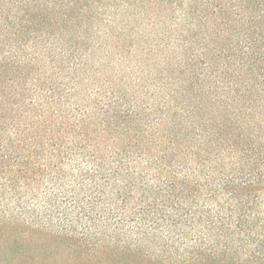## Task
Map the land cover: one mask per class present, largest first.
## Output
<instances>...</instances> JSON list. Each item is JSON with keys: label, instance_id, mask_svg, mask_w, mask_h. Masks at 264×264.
<instances>
[{"label": "trees", "instance_id": "1", "mask_svg": "<svg viewBox=\"0 0 264 264\" xmlns=\"http://www.w3.org/2000/svg\"><path fill=\"white\" fill-rule=\"evenodd\" d=\"M0 264H264V0H0Z\"/></svg>", "mask_w": 264, "mask_h": 264}]
</instances>
